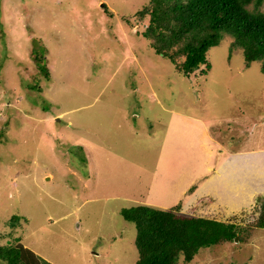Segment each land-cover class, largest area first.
Masks as SVG:
<instances>
[{
    "label": "rangeland",
    "instance_id": "374dc122",
    "mask_svg": "<svg viewBox=\"0 0 264 264\" xmlns=\"http://www.w3.org/2000/svg\"><path fill=\"white\" fill-rule=\"evenodd\" d=\"M145 1L0 0V241L17 233L52 264H133L119 208L209 194L204 211L226 216L264 198L260 61L223 33L185 77L121 19ZM229 262L264 264V227L187 264Z\"/></svg>",
    "mask_w": 264,
    "mask_h": 264
},
{
    "label": "trees",
    "instance_id": "16d2710c",
    "mask_svg": "<svg viewBox=\"0 0 264 264\" xmlns=\"http://www.w3.org/2000/svg\"><path fill=\"white\" fill-rule=\"evenodd\" d=\"M262 1L146 0L131 15L120 16L130 27L137 25L134 32L145 37L154 53L167 58L185 77L206 73V50L223 33L229 34L232 44L241 48L245 63L259 60L264 74ZM101 4L106 15H113L107 5ZM30 53L47 78L49 72L41 61L42 55L34 54L32 48ZM211 202L212 197L205 194L182 212L180 202L167 208L144 203L119 208L122 217L135 228L133 243L137 256L133 264H187L201 246L231 241L235 235L243 241L255 227H264V198L249 209L241 208L226 216L219 211H204ZM18 219L19 215L13 213L5 222L14 230ZM7 234L0 241V264H52L25 245L19 234Z\"/></svg>",
    "mask_w": 264,
    "mask_h": 264
},
{
    "label": "water",
    "instance_id": "95a60500",
    "mask_svg": "<svg viewBox=\"0 0 264 264\" xmlns=\"http://www.w3.org/2000/svg\"><path fill=\"white\" fill-rule=\"evenodd\" d=\"M233 238H234V239H237V236L235 235Z\"/></svg>",
    "mask_w": 264,
    "mask_h": 264
},
{
    "label": "crops",
    "instance_id": "0c3cea01",
    "mask_svg": "<svg viewBox=\"0 0 264 264\" xmlns=\"http://www.w3.org/2000/svg\"><path fill=\"white\" fill-rule=\"evenodd\" d=\"M204 195H205V194H204ZM208 195H209V194H208ZM195 200H196V199H195ZM195 200H194V201H195Z\"/></svg>",
    "mask_w": 264,
    "mask_h": 264
}]
</instances>
